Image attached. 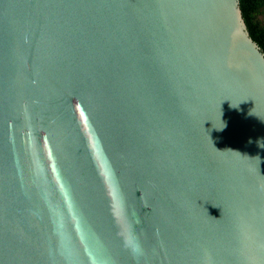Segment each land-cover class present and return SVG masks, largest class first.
<instances>
[{
	"label": "water",
	"instance_id": "water-1",
	"mask_svg": "<svg viewBox=\"0 0 264 264\" xmlns=\"http://www.w3.org/2000/svg\"><path fill=\"white\" fill-rule=\"evenodd\" d=\"M0 264H264L239 0H0Z\"/></svg>",
	"mask_w": 264,
	"mask_h": 264
},
{
	"label": "trees",
	"instance_id": "trees-1",
	"mask_svg": "<svg viewBox=\"0 0 264 264\" xmlns=\"http://www.w3.org/2000/svg\"><path fill=\"white\" fill-rule=\"evenodd\" d=\"M239 6L251 38L264 52V0H239Z\"/></svg>",
	"mask_w": 264,
	"mask_h": 264
}]
</instances>
